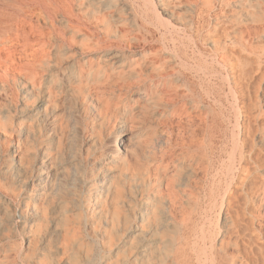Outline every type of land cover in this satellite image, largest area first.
<instances>
[{
	"label": "rangeland",
	"instance_id": "obj_1",
	"mask_svg": "<svg viewBox=\"0 0 264 264\" xmlns=\"http://www.w3.org/2000/svg\"><path fill=\"white\" fill-rule=\"evenodd\" d=\"M148 2L0 0V264H264V0Z\"/></svg>",
	"mask_w": 264,
	"mask_h": 264
},
{
	"label": "bare ground",
	"instance_id": "obj_2",
	"mask_svg": "<svg viewBox=\"0 0 264 264\" xmlns=\"http://www.w3.org/2000/svg\"><path fill=\"white\" fill-rule=\"evenodd\" d=\"M52 1V0H51ZM20 2V1H19ZM38 2V1H37ZM57 2H58V0H57ZM70 2V1H69ZM149 2L153 5H151L152 7H153V11H154V14H156V16H157V18L160 20V23H163V25H165V26H167L168 27V25L169 24H171V23H168V21L167 20H165V19H162L163 17H161V15H160V13H159V10L157 9V7H155V5H154V3L153 2H151V0H149ZM148 2V3H149ZM52 3V2H51ZM66 3V2H65ZM149 3V4H150ZM57 4V3H56ZM61 4V3H60ZM148 4V5H149ZM51 5V4H50ZM68 5V4H67ZM146 5H147V3H146ZM43 6V5H42ZM53 6V5H52ZM62 6V5H61ZM74 6V5H73ZM151 6H148V7H150V8H152ZM78 7V6H77ZM56 8H59V7H56ZM66 8V7H65ZM142 8V7H141ZM40 9V8H39ZM42 9V8H41ZM63 9V8H62ZM43 10V9H42ZM152 10H150L151 12H152ZM149 11V12H150ZM34 12H36V11H34ZM52 12V11H51ZM50 12V13H51ZM56 12V11H55ZM21 13V12H20ZM53 13V12H52ZM57 13V12H56ZM32 14V13H31ZM67 14V13H66ZM146 14V13H145ZM153 14V13H152ZM54 15V14H53ZM62 15V14H61ZM26 16V15H25ZM25 16H23V17H25ZM32 16V15H31ZM37 16V15H36ZM18 17V16H17ZM22 17V16H21ZM33 17V16H32ZM46 17V16H45ZM70 17V16H69ZM53 18V17H52ZM149 18V17H148ZM21 19V18H20ZM30 19H31V17H30ZM143 19H144V17H143ZM251 19V18H250ZM25 20V19H24ZM32 21H33V19H31ZM38 20V19H37ZM47 20V19H46ZM56 20V19H55ZM58 20V19H57ZM60 21V20H59ZM63 21V20H62ZM74 21H76V20H74ZM152 22V21H151ZM158 22V21H157ZM18 23V22H17ZM43 23V22H42ZM64 23V22H63ZM66 23V22H65ZM80 23V22H79ZM147 23H149V22H147ZM160 23H159V25H160ZM165 23V24H164ZM75 24V23H74ZM73 24V25H74ZM20 25H22V24H20ZM34 26H36L35 24H33ZM49 25H50V23H49ZM151 25H152V23H151ZM157 25V24H156ZM162 25V24H161ZM1 27V26H0ZM19 27V26H18ZM27 27H29L28 25H27ZM39 27V26H38ZM51 27V26H50ZM75 27V26H74ZM20 28V27H19ZM73 28V27H72ZM153 28H155V27H153ZM22 29V28H21ZM24 29V28H23ZM35 29V28H34ZM164 29V28H163ZM169 29V28H168ZM15 30V29H14ZM79 30H82V29H79ZM3 31H5V30H3ZM3 31H1V32H3ZM19 31H21V30H19ZM0 32V33H1ZM6 32H7V30H6ZM11 32V31H10ZM44 32V31H43ZM171 32V31H170ZM16 32H14V34H15ZM73 33V32H72ZM3 34H5V33H3ZM36 34V33H35ZM21 35H22V33H21ZM33 35V34H32ZM166 35V34H165ZM78 36V35H77ZM163 36H164V34H163ZM190 36V35H189ZM10 37V36H9ZM172 37V36H171ZM5 38V37H4ZM16 38V37H15ZM22 38V37H21ZM20 38V39H21ZM50 38V37H49ZM6 40V39H5ZM32 40V39H31ZM189 40V39H188ZM42 41H43V39H42ZM193 41V40H192ZM12 42V41H11ZM20 42H22V41H20ZM18 43V42H17ZM15 45V44H14ZM19 45V44H18ZM53 45V44H52ZM3 46V45H2ZM73 46V45H72ZM180 46V45H179ZM188 46H190V45H188ZM5 47V46H4ZM7 47H9V46H7ZM11 47H13V46H11ZM16 47H18V46H16ZM166 47V46H165ZM195 47H196V45H195ZM20 48H21V45H20ZM19 48V49H20ZM67 48V47H66ZM131 48V47H130ZM129 48V49H130ZM167 48V47H166ZM7 49V48H6ZM70 49V48H69ZM78 51H79V53H80V55H83L84 56V48L83 47H81V48H79L78 47ZM125 49V48H124ZM165 49V48H164ZM3 50V49H2ZM5 50V49H4ZM13 50H14V48H13ZM47 50V49H46ZM45 50V51H46ZM136 50V49H135ZM172 50V49H171ZM193 50V49H192ZM8 51V50H7ZM17 51H20V50H17ZM40 51V50H39ZM42 51H44V50H42ZM74 51V50H73ZM76 51V50H75ZM86 51V50H85ZM137 51V50H136ZM140 51V50H139ZM166 51V50H165ZM168 51H170L169 49H168ZM176 51V50H175ZM175 51H172V52H175ZM77 52V51H76ZM75 52V53H76ZM122 52V51H121ZM129 52V51H128ZM171 52V51H170ZM12 53V52H11ZM54 53H55V51H54ZM86 53V52H85ZM140 53V52H139ZM167 53V52H166ZM179 53H181L180 51H179ZM195 53V52H194ZM238 53V52H237ZM14 54V53H13ZM93 54V53H92ZM110 54V53H109ZM137 54V53H136ZM171 54H173V53H171ZM178 54V53H177ZM176 54V55H177ZM184 54V53H183ZM188 54V53H187ZM197 54V53H196ZM3 55V54H2ZM29 55V54H28ZM37 55H39V54H37ZM43 55H44V53H43ZM68 55V54H67ZM77 55V54H76ZM175 55V54H174ZM181 55V54H180ZM200 55V54H199ZM16 56V55H15ZM51 56V55H50ZM56 56V55H55ZM112 56V55H111ZM139 56V55H138ZM4 57V56H3ZM23 57V56H22ZM32 57V56H31ZM86 57V56H85ZM134 57V56H133ZM178 56H176V58H177ZM180 57V56H179ZM198 57V56H197ZM58 58V57H57ZM80 58V57H79ZM110 58V57H109ZM194 58V57H193ZM212 58H213V56H212ZM23 59V58H22ZM119 59V58H118ZM19 60V59H18ZM40 59L39 58H37L35 61H39ZM49 60V59H48ZM86 60V59H85ZM107 60V59H106ZM182 60V59H181ZM9 61V60H8ZM24 61V60H23ZM142 61V60H141ZM10 62V61H9ZM40 62V61H39ZM21 63V62H20ZM23 63V62H22ZM41 63V62H40ZM9 64V63H8ZM183 64H185L186 65V63H185V61H184V63L182 62V66H184ZM189 65H190V63H189ZM17 66V65H16ZM188 66V65H187ZM187 66H185L186 68H187ZM206 66V65H205ZM204 66V67H205ZM2 67H5L4 65L2 66ZM194 67V66H193ZM10 68H11V66H10ZM51 68V67H50ZM53 68V67H52ZM55 68V67H54ZM191 68V67H190ZM210 68V67H209ZM6 69V68H5ZM53 70V69H52ZM57 70V69H56ZM58 70H59V68H58ZM188 70V69H187ZM190 70V69H189ZM194 70V69H193ZM203 70V69H202ZM17 71V70H16ZM40 71V70H39ZM12 72H15V71H12ZM191 72H192V70H191ZM7 73H8V71H7ZM18 73V72H17ZM43 73V72H42ZM197 73V72H196ZM19 75V74H18ZM196 75V74H195ZM46 76V75H45ZM15 77H16V75H15ZM196 77V76H195ZM222 77V76H221ZM48 78V77H47ZM108 78V77H107ZM111 78V77H110ZM165 78V77H164ZM224 78H226V77H224ZM229 78L230 77H227V79L229 80ZM26 80V79H25ZM210 80V79H209ZM224 80V79H223ZM223 80H221V81H223ZM249 81V80H248ZM255 82V81H254ZM204 83V82H203ZM231 83V82H230ZM89 84V83H88ZM91 85V84H90ZM159 85H161V84H157L156 86L158 87ZM43 86V85H42ZM40 87V86H39ZM254 87V86H253ZM93 88V87H92ZM36 89V88H35ZM44 89H47V88H44ZM120 89V88H119ZM231 91L230 92H232V95H233V97H234V100L236 101V103H237V101H238V99H239V95H238V92L236 91V89L234 88V87H232L231 86ZM253 89V88H252ZM37 90V89H36ZM118 90V89H117ZM38 91V90H37ZM36 91V92H37ZM122 91V90H121ZM124 91V90H123ZM133 91V90H132ZM139 92V91H138ZM58 93V92H57ZM224 93V92H223ZM253 94V93H252ZM37 95V94H36ZM136 95V94H135ZM134 95V96H135ZM48 97V96H47ZM58 97V96H57ZM99 97L95 100V110H98V108H99ZM135 99V98H134ZM144 99V98H143ZM139 100V99H138ZM42 101V100H41ZM46 102V101H45ZM228 102V101H227ZM232 102V101H231ZM54 103V102H53ZM144 103V102H143ZM220 103V102H219ZM233 103V102H232ZM240 103V102H239ZM238 103V104H239ZM248 103H250V102H248ZM49 104V103H48ZM218 104V103H217ZM222 104V103H221ZM105 105V104H104ZM223 105V104H222ZM234 105V104H233ZM232 105V106H233ZM103 107V106H102ZM234 107V106H233ZM237 107V106H236ZM238 108V107H237ZM106 109V108H105ZM45 110V109H44ZM241 109L240 108H238L237 109V113H240L241 111H240ZM235 111V110H234ZM236 113V112H235ZM242 113V112H241ZM230 114V113H229ZM125 116V115H124ZM194 116V115H193ZM230 116V115H229ZM238 116V115H237ZM237 116L235 117V118H237ZM240 117H242V116H240ZM97 118H99V117H97ZM178 118V117H177ZM229 118V117H228ZM251 118V117H250ZM230 120V119H229ZM239 120V119H238ZM172 121V120H171ZM182 121V120H181ZM195 121V120H194ZM237 121V120H236ZM235 121V122H236ZM174 122V121H173ZM177 122V121H176ZM198 122V121H197ZM237 122H240V121H237ZM171 123V122H170ZM206 123V122H205ZM174 124V123H173ZM180 124V123H179ZM197 124V123H196ZM236 124V123H235ZM169 125H171V124H169ZM237 125V124H236ZM172 127H173V125H171ZM178 126V125H177ZM235 126V125H234ZM238 128L240 127V125L238 124V126H237ZM178 128V127H177ZM194 128H195V126H194ZM238 128H234L235 130L236 129H238ZM172 129V128H171ZM233 129V130H234ZM119 130V129H118ZM130 130V129H129ZM176 130V129H175ZM232 130V131H233ZM109 131H111V130H109ZM120 131V130H119ZM178 131V130H177ZM191 131V130H190ZM81 132V131H80ZM126 131H123V133H125ZM130 133H131V131H129ZM169 132V131H168ZM186 132H188V131H186ZM234 132V131H233ZM122 133V132H121ZM190 133H192V132H190ZM189 133V134H190ZM235 133V134H234ZM234 133H232L233 134V136H234V144H233V149H232V152H230V159H228V160H230V164L228 165V177H229V180H228V183L226 184V186H227V188H226V190H224L225 191V195H223L222 196V198H223V202L225 203V202H227L228 201V197H227V195H229L228 193L229 192H231V190H232V187H233V185H235L234 183L235 182H237V180L239 179H241V176H240V173H241V171L242 170H244V168H243V160H244V157H245V149H246V141H245V139H244V137H243V133H242V129H239V132L238 133H236V132H234ZM247 133H248V131H247ZM134 134V133H133ZM169 134V133H168ZM186 134H188V133H186ZM166 135V134H165ZM245 135H247V134H245ZM172 136V135H171ZM170 136V137H171ZM190 136V135H189ZM131 137V136H130ZM164 137H166V136H164ZM164 137H161V138H164ZM250 137V136H249ZM83 139V138H82ZM167 139V138H166ZM165 139V140H166ZM232 139V138H231ZM14 140V139H13ZM116 140V139H115ZM117 140H119V137H118V139ZM175 140V139H174ZM94 141V140H93ZM128 141H129V139H128ZM137 141V140H136ZM156 141V140H155ZM160 142H161V140H159ZM184 141V140H183ZM97 142V141H96ZM99 142V141H98ZM118 142V141H117ZM120 142V141H119ZM130 142H131V140H130ZM134 142H135V139H134ZM157 143V142H156ZM184 143V142H183ZM186 143V142H185ZM123 144V143H122ZM137 144V143H136ZM168 144V141H165V142H163V146L164 145H167ZM182 144V143H181ZM130 144H128V148L130 147L129 146ZM161 145V146H162ZM175 145V144H174ZM168 146V145H167ZM177 146V145H176ZM180 146V145H179ZM155 147V146H154ZM156 147H159V145L158 146H156ZM250 147V146H249ZM124 148V147H123ZM122 147H120V145H117V146H115L114 148H113V150H112V161H116L120 156H122L123 154H124V152H125V148L123 149ZM133 148V147H132ZM160 148V147H159ZM162 148V147H161ZM166 148V147H165ZM169 148V147H168ZM111 149V148H110ZM131 149V148H130ZM135 149V148H134ZM128 150V149H127ZM159 150V149H158ZM160 151V150H159ZM165 150H162L161 152L163 153ZM148 152V151H147ZM129 153V152H128ZM127 153V154H128ZM134 153V152H133ZM158 153V152H157ZM59 154V153H58ZM108 154V153H107ZM130 154V153H129ZM110 156V155H109ZM126 156V155H125ZM129 156V155H128ZM133 156V155H132ZM124 157V156H123ZM49 158H50V156H49ZM51 159V158H50ZM159 159V158H158ZM57 160V159H56ZM127 161V160H126ZM54 163V162H53ZM56 163V162H55ZM40 164V163H39ZM46 164V163H45ZM223 166V165H222ZM38 167V166H37ZM36 167V168H37ZM49 167V166H48ZM71 167V166H70ZM53 169V168H52ZM44 169H42V171H43ZM113 170V169H112ZM111 171V170H110ZM223 171V170H222ZM115 172V171H114ZM117 172V171H116ZM56 173V172H55ZM108 173V172H107ZM106 173V174H107ZM40 174V173H39ZM111 174V173H110ZM114 174V173H113ZM117 175V174H116ZM56 176V175H55ZM111 176V175H110ZM226 176V175H225ZM74 177V176H73ZM113 177V176H112ZM222 177V176H221ZM227 177V176H226ZM53 178V177H52ZM219 178V177H218ZM244 178V177H243ZM75 179V178H74ZM109 179V178H108ZM113 179V178H112ZM56 180V179H55ZM72 180V179H71ZM38 181H40L39 182V195H38V197L40 198L41 196H43V194H44V192H45V185H46V182L47 183H51V176H49V175H44L43 173L42 174H40V177H39V180ZM106 181V180H105ZM104 181V182H105ZM122 181V180H121ZM262 181V180H261ZM106 182H108V181H106ZM241 182H243L242 180H241ZM260 182V181H259ZM36 183V182H35ZM58 183V182H57ZM111 183V182H110ZM107 184V183H106ZM239 184V183H238ZM53 185V184H52ZM108 185H109V183H108ZM114 185V184H113ZM250 185V184H249ZM54 186V185H53ZM52 186V187H53ZM56 186V185H55ZM103 186V185H102ZM222 186V185H221ZM58 187V186H57ZM114 187V186H113ZM245 187V186H244ZM59 188V187H58ZM92 188V187H91ZM102 188V187H101ZM110 187L109 188H107V189H105V187H103L102 188V190L100 191V192H98L99 194H98V197L101 199L102 197H104L105 196V194H107L109 191H110ZM56 190H57V188H56ZM112 191H113V189H112ZM241 191V190H240ZM246 191V190H245ZM51 192V191H50ZM87 192V191H86ZM116 192H117V190H116ZM221 192V191H220ZM238 192H239V190H238ZM113 193V192H112ZM246 193V192H245ZM48 194V193H47ZM235 194L237 195V192H235ZM247 194V193H246ZM152 195V194H151ZM221 195V194H220ZM232 195V194H231ZM85 196V195H84ZM119 196V195H118ZM239 196V195H238ZM248 196V195H247ZM46 197V196H45ZM107 197V196H106ZM227 197V198H226ZM229 197H231V196H229ZM232 197H234V196H232ZM232 197H231V199H232ZM241 197H244V195L243 196H239V199L241 198ZM51 198V197H50ZM80 198V197H79ZM49 199V198H48ZM47 199V200H48ZM118 199V198H117ZM160 199H162V198H160ZM249 199V198H248ZM46 200V199H45ZM217 200V199H216ZM94 201V200H93ZM103 201V200H102ZM105 201H106V199H105ZM48 202V201H47ZM213 202V201H212ZM229 202H230V199H229ZM232 202H233V199H232ZM240 202H243V201H241L240 200ZM43 203H45V202H43ZM76 203H78V202H76ZM102 203H104V202H102ZM219 203V202H218ZM223 203V204H224ZM235 203V202H234ZM236 203H238V202H236ZM236 203H235V205H236ZM33 204V203H32ZM42 204V203H41ZM73 204V203H72ZM84 204V203H83ZM101 204V203H100ZM100 204H98V205H100ZM215 204V203H214ZM223 204H220V205H222L223 207H224V205ZM233 204V203H232ZM242 204V203H241ZM247 204V203H246ZM34 205V204H33ZM40 205V204H39ZM109 205V204H108ZM234 205V207L236 208V206ZM158 206V205H157ZM214 206V205H213ZM222 206L220 207L221 209H222ZM33 207V206H32ZM38 207V206H37ZM71 207V206H70ZM77 207V206H76ZM161 207V206H160ZM165 207V206H164ZM233 207V206H232ZM238 207V206H237ZM79 207H77V209H78ZM90 208V207H89ZM108 208V207H107ZM211 208V207H210ZM34 209V208H33ZM44 209V208H43ZM232 209V208H231ZM239 209H240V207H239ZM13 210V209H12ZM93 210V209H92ZM109 210V209H108ZM159 210V209H158ZM205 210V209H204ZM210 210V209H209ZM230 210V209H229ZM229 210H227V211H229ZM238 210V209H237ZM241 210V209H240ZM21 211V210H20ZM36 211V210H35ZM41 211V210H40ZM45 210H43V212H44ZM88 211V210H87ZM101 211V210H100ZM115 211V210H114ZM136 211V210H135ZM146 211V210H145ZM165 211V210H164ZM168 211V210H167ZM222 211V210H221ZM220 211V212H221ZM232 211V210H231ZM230 211V212H231ZM242 211V210H241ZM18 212V211H17ZM37 212V211H36ZM138 212V211H137ZM212 212H213V210H212ZM240 212V211H239ZM254 212V211H253ZM21 213V212H20ZM39 213V212H38ZM91 213V212H90ZM102 213V212H101ZM105 213V212H104ZM150 213V212H149ZM223 213V212H222ZM232 213V212H231ZM234 213H235V211H234ZM40 214V213H39ZM164 214H165V212H164ZM233 214V213H232ZM238 214V213H237ZM236 214V215H237ZM21 215V214H20ZM19 215V216H20ZM49 215V214H48ZM47 215V216H48ZM91 215V214H90ZM105 215V214H104ZM103 215V216H104ZM112 215V214H111ZM125 215H126V213H125ZM222 215V214H221ZM241 215V214H240ZM243 215V214H242ZM23 216H24V214H23ZM22 216V217H23ZM43 216V215H42ZM86 216V215H85ZM110 216V215H109ZM147 216V215H146ZM146 216H143V218H146ZM112 217V216H111ZM110 217V218H111ZM149 217V216H148ZM151 217V216H150ZM149 217V218H150ZM156 217V216H155ZM170 217V216H169ZM220 217V216H219ZM223 217V216H222ZM18 218H20V217H18ZM98 218V217H97ZM107 218V217H106ZM109 218V217H108ZM148 218V219H149ZM167 218H168V216H167ZM16 219V218H15ZM23 219V218H22ZM94 219V218H93ZM103 219V218H102ZM112 219V218H111ZM110 219V220H111ZM135 219H136V217H135ZM147 219V220H148ZM209 219V218H208ZM231 219V218H230ZM18 220H21V219H18ZM74 220V219H73ZM114 220H116V219H114ZM134 220V219H133ZM165 220V219H164ZM167 220V219H166ZM221 220V219H220ZM227 220V219H226ZM229 220V219H228ZM227 220V221H228ZM236 220H237V217H236ZM236 220H235V222H236ZM139 221V220H138ZM207 221V220H206ZM239 220H237V222H238ZM247 221V220H246ZM249 221V220H248ZM255 221V220H254ZM74 222V221H73ZM82 222V221H81ZM85 222V221H84ZM113 222V221H112ZM117 222V221H116ZM148 222V221H147ZM152 222V221H151ZM203 222V221H202ZM245 222V221H244ZM250 222V221H249ZM256 222V221H255ZM22 223V222H21ZM107 223V222H106ZM110 223H111V221H110ZM127 223V222H126ZM160 223V222H159ZM225 223V222H224ZM258 223V222H257ZM18 224V223H17ZM16 224V225H17ZM84 224H86V222L84 223ZM113 224V223H112ZM203 224H205V223H203ZM237 224H239V222L238 223H236V225ZM89 225V224H88ZM129 225V224H128ZM139 225H141V224H139ZM216 225V224H215ZM218 225H220V221H219V224ZM217 225V226H218ZM222 225V224H221ZM223 225H225V224H223ZM259 225H261V224H259ZM85 226V225H84ZM150 226H151V224H150ZM256 226V225H255ZM204 227V226H203ZM202 227V228H203ZM226 227H227V225H226ZM225 227V228H226ZM229 227V226H228ZM140 229V228H139ZM210 229V228H209ZM238 229V228H237ZM205 229H203V231H202V233L204 232L205 233V231H204ZM107 231V230H106ZM139 231V230H138ZM143 231V230H142ZM208 231H210V230H208ZM221 231V230H220ZM232 231V230H231ZM204 233L202 234V235H204ZM211 233V232H210ZM209 233V234H210ZM106 235V234H105ZM205 235H206V233H205ZM221 235V234H220ZM219 235V236H220ZM113 236V235H112ZM147 236V235H146ZM208 236V235H207ZM210 236H211V234H210ZM222 236V235H221ZM107 237V236H106ZM205 237V236H204ZM204 239V238H203ZM212 239H213V237H212ZM112 240V239H111ZM209 240V239H208ZM219 240H220V238H219ZM206 241V238L204 239V242ZM233 241H235V240H233ZM112 242V241H111ZM189 242V241H188ZM204 242H203V244H204ZM221 242V241H220ZM207 243V242H206ZM224 243V242H223ZM231 243H232V241H231ZM198 244V243H197ZM193 245H194V243H193ZM205 246V245H204ZM208 246H209V244H208ZM207 246V247H208ZM216 246H217V244L216 243H212L211 242V247H209L210 248V252H211V254L208 256V257H205V260L206 261H209V264H216V261H217V256L218 255H216ZM207 247H205V253L206 254H208L207 252H206V250L208 251V249H206ZM222 247V246H221ZM240 247V246H239ZM204 248V247H203ZM141 249V248H140ZM186 249V248H185ZM259 249V248H258ZM187 250V249H186ZM204 250V249H203ZM182 252V251H181ZM180 252V253H181ZM236 252V251H235ZM187 253V252H186ZM223 253V252H222ZM155 254H156V252H155ZM225 254H227V253H225ZM231 254V253H230ZM72 255H75V254H72ZM77 255V254H76ZM182 255V254H181ZM203 255H204V253H203ZM179 256V255H178ZM185 256V255H184ZM249 256V255H248ZM75 257V256H74ZM155 257V256H154ZM158 257V256H157ZM163 257V256H162ZM183 257V256H182ZM186 257V256H185ZM228 257V256H227ZM156 258V257H155ZM175 258V257H174ZM237 258V257H236ZM150 259V258H149ZM148 259V260H149ZM175 259H177V258H175ZM199 259V258H198ZM197 259V260H198ZM245 259V258H244ZM72 260V259H71ZM182 260V259H181ZM194 260V259H193ZM192 260V261H193ZM196 260V261H197ZM221 260V259H220ZM219 260V261H220ZM76 261V260H75ZM199 261V260H198ZM205 261V262H206ZM218 261V262H219ZM172 262V261H171ZM181 262V261H180ZM184 262H185V260H184ZM204 262V263H205ZM72 263V262H71ZM177 263V262H176ZM179 263V262H178ZM186 263V262H185ZM189 263V261L187 262V264ZM191 263V262H190ZM197 263H200V262H197ZM114 264V263H113ZM158 264V263H157ZM202 264V263H201ZM240 264V263H239ZM250 264V263H249Z\"/></svg>",
	"mask_w": 264,
	"mask_h": 264
}]
</instances>
